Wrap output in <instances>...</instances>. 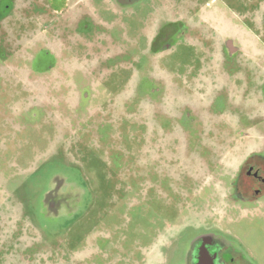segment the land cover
<instances>
[{
  "label": "rangeland",
  "instance_id": "obj_1",
  "mask_svg": "<svg viewBox=\"0 0 264 264\" xmlns=\"http://www.w3.org/2000/svg\"><path fill=\"white\" fill-rule=\"evenodd\" d=\"M10 1L0 264H183L212 228L264 264V198L231 195L243 154L264 151V0L144 1L149 35L168 20L188 31L150 59L127 0Z\"/></svg>",
  "mask_w": 264,
  "mask_h": 264
},
{
  "label": "flooded vegetation",
  "instance_id": "obj_2",
  "mask_svg": "<svg viewBox=\"0 0 264 264\" xmlns=\"http://www.w3.org/2000/svg\"><path fill=\"white\" fill-rule=\"evenodd\" d=\"M127 1H129L130 7L132 8L135 25H137L136 22L138 18L141 25L139 30L138 28L135 31L131 30V40H133V43L136 40H141L140 47L138 48L140 50L141 48L143 49V47L147 46L144 49V52L147 51V53H144L143 56H148L149 59L152 54L158 56L170 48L171 45L173 46L174 44H177L183 35L188 33L186 25H184L181 21L173 22L168 20L163 22L158 31L149 35V26L146 25V21L149 18L150 7L148 5L143 6L144 1L146 0ZM8 2V5L1 2L2 12L8 11L11 1L8 0ZM225 46L228 48V57L225 63L227 65L232 64L237 66L238 68L236 72H241L245 66V62H242V60L237 58V53L240 50V47L236 45L234 40L228 41ZM37 54L35 62L38 67L43 68V66L46 65L47 67L53 65V55L50 52L42 50ZM49 61L50 63H48ZM253 78L256 81V77ZM242 79V77H238L235 80ZM245 82L246 81L239 83L238 86H241L242 84L245 85ZM253 82L254 81L249 82L248 84ZM258 85L260 88L262 87L260 92L264 95V82H259ZM224 87L225 85L222 86L221 89ZM240 163L241 164L238 167L237 174L235 175L232 183V198L238 203L257 202L259 199L264 198L263 149L257 148L243 154ZM227 236V233L217 231L214 228L197 233L190 244L189 252L187 253L183 264H253L249 253H247L246 250H244V248H242L238 243L230 241Z\"/></svg>",
  "mask_w": 264,
  "mask_h": 264
},
{
  "label": "trees",
  "instance_id": "obj_3",
  "mask_svg": "<svg viewBox=\"0 0 264 264\" xmlns=\"http://www.w3.org/2000/svg\"><path fill=\"white\" fill-rule=\"evenodd\" d=\"M34 175H35V174H34ZM34 181H35V179H34ZM34 212H35V214L37 215L36 218H38V220H40L39 222H41L42 224H45V220H44V218L42 217L43 215H42L41 206H38V210H37L36 207H35ZM51 222H52V224H54V226H55L54 221H51ZM67 226H68V225H67ZM55 227H56V226H55Z\"/></svg>",
  "mask_w": 264,
  "mask_h": 264
}]
</instances>
